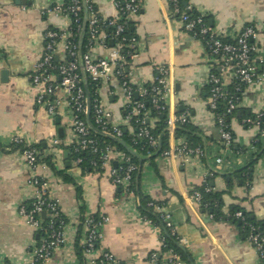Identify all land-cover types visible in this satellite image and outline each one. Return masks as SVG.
Wrapping results in <instances>:
<instances>
[{"label": "crops", "instance_id": "1", "mask_svg": "<svg viewBox=\"0 0 264 264\" xmlns=\"http://www.w3.org/2000/svg\"><path fill=\"white\" fill-rule=\"evenodd\" d=\"M103 19L115 18L114 0H91ZM68 0H0V264H30L39 244V233L19 216V208L30 201L34 188L27 181L34 175L49 182V194L58 201L66 221V243L57 248L46 264H98L102 252L114 255L118 264H153L151 255L162 253L161 230L143 218L138 195L163 203L170 213L179 238L184 243L187 261L183 264H264L235 222L214 219L191 199L214 168V158L223 157L222 169L211 184L222 200L221 213L242 208L257 222L264 223V163L261 153L247 152L238 157L237 149H248L259 135V128L246 126L241 113L232 119L235 144H223L213 115L208 109V80L213 62L204 44L186 33L169 0H140L141 9L129 21L138 38L137 56L130 65V79L135 85L156 81L158 68L169 69L170 87L165 103L170 114L189 112L191 127L208 152V158H194L189 163L160 155L136 153L139 172L138 195L115 186L107 172L82 174L71 160L69 147L76 136L71 112L64 101L56 115L36 104L41 88L31 75L41 58L48 28L66 29L70 19L49 12ZM191 12L208 18L213 31L223 39L233 40L248 26L258 28L254 40L259 64L258 81L242 95L239 109L247 114L264 110V0H187ZM95 58H109L110 51L96 47ZM60 54V59L63 58ZM103 104L114 123L132 134L127 122V100L119 82L99 87ZM58 98L64 95L59 93ZM154 128L156 121L147 119ZM64 134H59V129ZM28 146L39 147L42 158L38 167L27 166L14 138ZM187 139L168 135L169 146ZM125 141V140H124ZM126 142V141H125ZM154 156V157H153ZM260 156V157H259ZM51 158L54 169L45 161ZM250 188L235 174L253 163ZM63 172L67 179L58 176ZM109 218L101 228V240L94 255L81 251L86 235L87 216ZM164 255V254H163Z\"/></svg>", "mask_w": 264, "mask_h": 264}, {"label": "built area", "instance_id": "2", "mask_svg": "<svg viewBox=\"0 0 264 264\" xmlns=\"http://www.w3.org/2000/svg\"><path fill=\"white\" fill-rule=\"evenodd\" d=\"M169 2L172 5V13L177 16L184 31L204 44L213 62V71L208 80L209 99L207 105L214 117L223 144L232 149L235 139L232 127L227 123V120L239 109L244 89L252 86L259 77L257 63L261 64L262 60L256 56L257 47L254 43L258 37V28L248 25L234 39V42H225L208 25L204 16H194L188 5L182 7L183 0H169ZM114 6L118 15L108 19H100L91 0H70L68 5H56L52 10H49L55 14L65 15L70 19V25L66 29L48 28L45 31V48L41 58L34 66L31 78L33 84L41 88L36 98L38 106H44L50 114L56 115L62 101L67 105L71 112V123L76 136L75 143L79 145L76 152L90 149L92 154H98L99 160L92 161L91 167L97 173L107 172L112 184L120 186L130 193L129 188L134 173L139 169L138 164L132 160L131 153L130 155L121 151L117 146L108 145L101 148L99 140L93 135L94 131L89 121L99 134L109 139L124 140L125 129L114 123L113 114L103 104L100 94L99 98L92 101V112L89 118L87 92L86 86L85 88L82 86L83 80H86V84L91 80L99 83L100 86L112 81L119 82L127 100L125 108L127 122L132 129L131 141L135 145L143 141L142 148L149 146L153 150L149 155L181 159L184 163H189L194 158L207 159L208 152L204 145L193 146L188 139H183L180 143L161 151L160 136H155L152 133V127L145 126L150 112L145 111L142 114L146 108L144 101L149 98L152 109L158 115L168 112L167 130L169 134H175L178 128L191 123L190 114L189 112L182 114H170L169 112L165 103V98L170 92V87L167 85L169 74L167 67L158 68L156 81L150 86H139L132 83L129 68L137 56L138 38L137 36H127V21L131 16L140 12V0H114ZM85 22L88 25L89 49L87 53L82 54L78 45L71 39L74 34L73 29L76 27L80 29ZM105 27L114 29L112 40L116 43L112 46L108 45ZM98 46L109 50L110 57L95 58L92 53ZM124 48L126 52H124ZM61 53L64 55L60 59ZM67 56L68 60H66ZM59 59L66 61L58 64ZM214 70H218V72H214ZM59 93L64 95L63 99L57 97ZM136 94L139 97L135 100ZM220 103L224 104L223 109H221ZM256 116L254 119H244L243 122L246 126L259 128V135L253 139L247 150H236L235 155L238 157L247 152L257 154L256 146L261 142L264 143V129H261L264 110ZM153 119L157 121L156 118ZM14 146L22 147L21 153L28 167L32 170L38 167L39 160L42 158L38 149L26 145L20 137L14 138ZM224 162L223 157L214 158V168L207 171L204 180L206 192L213 190L208 182L216 177ZM82 163V157L75 160L76 166L80 169ZM27 183L34 188V195L30 201L20 206L19 216L41 236L30 264H46L51 260L54 251L66 243L63 215L58 201L50 196L48 192L50 184L43 176L34 175L28 179ZM251 185V182H246L248 188ZM191 199L201 205L203 196L201 192L194 191ZM149 206L154 207L155 205L150 203ZM155 209L159 213L161 224L155 225L151 219L144 218V220L160 228L162 249L167 246L166 237L163 235L164 231L175 238L177 245L184 247V243L178 238L171 214L160 206H156ZM47 217L49 221L45 220ZM210 217L214 218L212 214ZM235 218L243 222L247 241L253 246L261 262L264 263V229L247 222L246 216L241 211L235 213ZM108 221L109 218L105 216L91 215L85 218L83 225L86 235L82 246L86 254L94 255L97 252L102 237L101 228ZM58 223L59 226H56ZM163 254V260L160 261L161 253H153L151 262L153 264H183L180 255L176 254L174 250L171 249ZM97 262L98 264H118L110 252H102Z\"/></svg>", "mask_w": 264, "mask_h": 264}, {"label": "trees", "instance_id": "3", "mask_svg": "<svg viewBox=\"0 0 264 264\" xmlns=\"http://www.w3.org/2000/svg\"><path fill=\"white\" fill-rule=\"evenodd\" d=\"M69 1L70 0H68L66 5L69 4ZM186 5H187V0H183V2H181V6L185 7ZM170 7L172 9V5L171 4H170ZM192 14L194 16H199L198 14H194V13H192ZM98 16H99V14H98ZM101 18L102 17H100V19ZM205 20L208 23V25H210V23L208 21V18L205 17ZM127 22H128L127 23L128 29H127V32H126L127 36H135V32L132 29L131 22L129 20ZM104 30H105V34L107 35L106 39L108 41V45L112 46L111 43H113V44L116 43V42H114L112 40L114 29L111 28V27H105ZM73 33L74 34H73V37H72L71 40L74 41L78 45V47L80 48V52L82 54L87 53L88 49H89V41H88L89 34H88L87 22L83 23L82 27L80 29L77 28V27L74 28L73 29ZM224 41L225 42H234V39L233 40L224 39ZM252 43H253V41H252ZM123 50H124V52H126L125 48ZM66 60H68V56H67ZM66 60H60L59 59L57 62H58V64H60L62 62H65ZM257 66H258V74H259L260 71H259V64L258 63H257ZM214 72H218V70H214ZM150 85L151 84H147V86H150ZM82 86L85 88L86 80H83V85ZM99 87H100L99 83H96V82H93V81L89 80L88 89L90 91V94H91L93 102H94V100L96 98H99V92H98ZM245 89H244V91H245ZM134 99L136 100V97H134ZM144 103H145V107L146 108H145L144 111H142V114L145 111L146 112L149 111L150 112V117L148 119H150V120L152 118H156L157 119V121L155 123V127L152 128L151 130H152V133L155 136H160V139H161V151H164V150L169 148V142H168L169 132L167 130L168 112L166 111V112H163L161 115H158V113L152 109L151 100L149 98L146 99L144 101ZM220 106H221V109H223V107H225L224 104H222V103H220ZM125 111H127V110L125 109ZM220 111H222V110H220ZM238 113H241V120L242 121L244 119H247V118L254 119V118L257 117L256 114H247V113H244L241 109H237V111L232 116H230L228 118V120H227V123H229L231 125V127H232L231 121H232L233 118H235L238 115ZM145 123H146L145 126L150 128V123H147V120L145 121ZM136 128H135V131H136ZM261 129H264V121H262ZM93 131H94L93 135H94V137H96L99 140L101 148H105L108 145L117 146L119 150L130 154V152H128L127 149L123 145L118 144V143L112 141L111 139L99 134L95 129H93ZM232 134H233V137L235 139V134H234L233 130H232ZM175 135H176L177 138L182 137V136H186L187 139L190 141V144H192L193 146L203 145L201 143V141L198 139V137L194 135V132L192 130V127H191L190 123L185 125V126H183V127L178 128L175 131ZM124 140L126 141L128 146H130L133 150H135L139 154H143V155H147L148 156L151 152H153V150L149 146H145L144 148H142L144 146V142L143 141H141L137 145L133 144L132 141H131V137L129 135V132H125ZM15 147L20 149V151L22 149L21 146H15ZM78 147H79V145L77 143H74V144H72L69 147V150H70V153H71V155H70L71 156V160L75 161L78 157H82L83 158V163L81 164V169H80L82 174H86L87 175V174L96 172L91 167V162L92 161H98L99 160V155L98 154H92L90 149H87V150H84V151H80V152H76V148H78ZM256 147H257V150H258V153L256 155H259V153H261V156L262 155L264 156V143L261 142ZM35 148L38 149L39 147H35ZM131 156H132V160L134 162H136V164H138V166H139L138 159L135 156H133V155H131ZM50 159L51 158H46L43 161H45L49 166H51L54 169L53 164L51 163ZM39 162H41V160H39ZM253 165H254V162L249 164L245 168L236 171L235 175L239 179H241L244 184H246V182H251L252 183V181H253V172H252ZM54 171L56 172V174L58 176L62 177L64 180L67 179V176H65V174L63 172H58L56 170H54ZM138 172H139V169H138V171H136L134 173L133 181H132V184H131V186L129 188L130 193H133L135 196H137L138 193H139L138 190H137V184H136L137 183L136 180H137V177H138ZM211 182L212 181H209L208 185L211 188H213L211 186ZM205 188H206V183H204L196 191L201 192V194L203 196L202 204H201L202 208L204 210H206L207 212H209L210 214H212L214 216V219H221V220H227V221H230V222H235V223H237V224H239L241 226L244 234L246 235V232L244 231V228H243L244 227L243 226V222L240 219H236L235 218V213H237L238 211H241L246 216V221L247 222H250V223L254 224L255 226H258V227L264 229V223H260V222L255 221L254 219H252L249 216V214H247L240 207H235L229 213L222 214L220 212L221 211V207H222V200H221L219 194L216 193L214 191V189L211 192H206ZM138 196H139V202H140L139 203V208L142 210L143 218L151 219L154 222L155 225H158V224L160 225L161 221L159 219V213L156 211L155 207L156 206L164 207V204L163 203H156L155 201H152V200L144 197L142 194H140ZM150 203H153L155 206L154 207H150L149 206ZM45 220L49 221V218L47 217V218H45ZM62 220H63L64 226H65L66 221H65L64 217H62ZM56 226H59V223ZM163 235L166 237V245H167L166 247H164L162 249L163 253L168 252L169 250L172 249V250H174V252L176 254L180 255V257H181L183 262L187 261L186 251L183 250L179 245H177L175 238L172 237V236H169L165 231L163 232ZM40 237L41 236H39V240H40ZM178 238H179V236H178ZM81 251L85 252L83 246L81 247ZM163 253H161V255H159L160 261L163 260Z\"/></svg>", "mask_w": 264, "mask_h": 264}, {"label": "water", "instance_id": "4", "mask_svg": "<svg viewBox=\"0 0 264 264\" xmlns=\"http://www.w3.org/2000/svg\"><path fill=\"white\" fill-rule=\"evenodd\" d=\"M111 45H113V43H111ZM86 92H87V100H88V115H89V118H90L91 112H92V99H91V95H90V93L88 91V84H86ZM135 97H136V99H138V97H139L138 94H136ZM89 123H90L91 127L93 129H95L94 126L92 125V123L90 121H89ZM125 132H127V130H125ZM59 134H64V129L63 128H60L59 129ZM110 139L112 141L118 143V144L123 145L127 149L128 152H130L133 156H136V153L131 148H129L126 145V142L123 139H118V138H110Z\"/></svg>", "mask_w": 264, "mask_h": 264}]
</instances>
